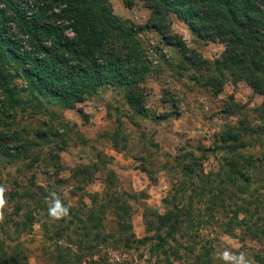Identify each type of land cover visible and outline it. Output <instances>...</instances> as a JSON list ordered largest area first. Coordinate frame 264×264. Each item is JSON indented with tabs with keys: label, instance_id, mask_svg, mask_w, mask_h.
Wrapping results in <instances>:
<instances>
[{
	"label": "rangeland",
	"instance_id": "374dc122",
	"mask_svg": "<svg viewBox=\"0 0 264 264\" xmlns=\"http://www.w3.org/2000/svg\"><path fill=\"white\" fill-rule=\"evenodd\" d=\"M134 1L129 9L124 0H110L117 16L144 25L150 12L141 0ZM170 20L173 33L211 67L209 71L194 70L182 62L177 48L165 46L156 33L142 34L153 61L146 80L145 116L130 109L125 92L118 88L99 90L75 110L17 104L14 128L22 138L35 143L43 124L56 133L49 134L40 148L32 147L27 159L5 156L0 150V185L5 187L8 201L6 219L0 223V243L13 246L18 241L28 264H56L59 247H68L64 256L73 259L69 264H78V258L85 264L97 259L110 264H189L174 259L169 229L158 232V218L152 217H171L176 212L190 227L174 232L176 241L187 249H179L180 255L198 245L209 250L215 264H225L218 257L225 250L248 258L263 251L249 237L240 240L225 235L220 225L232 219L242 205L251 214L264 210V182L253 181L256 194L251 199L249 194L243 197L237 192L240 181L233 184L230 175L233 158L240 154L263 161L256 177L264 179L260 170L264 166V97L244 82L231 79L222 92L206 87L210 80L222 81L215 61L220 60L223 45L199 40L186 21L175 16ZM181 63L186 69L178 68ZM232 131L241 138L224 142ZM240 146L244 148L232 150ZM51 193L70 209L63 221L49 215L46 197ZM93 200L100 229L85 236L75 216L85 220ZM102 206L110 207L106 214L99 213ZM114 208L128 215L121 211L116 215ZM189 212L191 217L186 215ZM123 221H129L128 225ZM16 222H26L31 231L16 232ZM155 231L167 238L169 246H155L161 245ZM97 232L100 238L94 240ZM128 236L150 237L152 242L128 247L120 241Z\"/></svg>",
	"mask_w": 264,
	"mask_h": 264
},
{
	"label": "trees",
	"instance_id": "16d2710c",
	"mask_svg": "<svg viewBox=\"0 0 264 264\" xmlns=\"http://www.w3.org/2000/svg\"><path fill=\"white\" fill-rule=\"evenodd\" d=\"M141 1L150 12L144 25H136L117 16L110 0H0V150L5 156L27 159L32 147L40 148L49 134H56L50 125L43 124L41 127L44 129L36 133L35 143L22 138L14 128L18 103L24 106L36 103L40 109L55 105L64 110H75L99 90L118 88L125 92L130 109L137 116H145L146 80L152 71L153 61L141 37L144 33L154 32L165 46L177 48L182 62L190 68L209 71L211 63L173 33L170 20L173 16L186 21L199 40L217 42L224 47L220 60L215 61V70L222 81L210 80L206 87L222 92L224 84L231 79L234 83L244 82L255 94L264 97V0ZM124 4L131 9L135 1L124 0ZM187 66L182 64L178 68L186 69ZM23 129L26 131L27 127ZM240 138L239 133L232 131L227 133L224 142H238ZM6 145L13 147L7 149ZM242 148L233 147L232 150ZM235 156L230 165L233 184L240 181L238 186L241 189L237 192H241L243 197L249 194L254 199L253 181L257 184L264 182L262 176L256 177L263 161L240 154ZM54 159L60 160L57 155ZM260 170L264 171V166ZM95 204L96 200H93V207L88 210L85 220L75 216L85 236L100 229V219L93 210ZM109 208L102 206L99 213L106 214ZM114 209L116 215L124 212L120 208ZM145 212L151 215L148 210ZM124 213L128 215L127 211ZM186 215L191 217L190 212ZM152 217L158 218V232L160 228L169 229L167 238L174 242L176 251L172 256L177 262L188 260L189 264H215L209 250L202 246L195 245L185 255L187 258L178 253L179 249H187L176 241L174 232L190 228L189 222L181 221L180 212L171 217H158L157 214H152ZM117 218L121 222L120 215ZM27 221L32 225L29 217ZM83 221L87 224L83 225ZM124 222L126 226L129 223ZM30 225L16 222L14 229L18 233H28L32 229ZM147 226L150 233L153 223H147ZM220 228L231 238L244 240L249 237L261 245L263 251L252 255L251 259L255 264H264V210L258 209L251 214L242 205ZM157 231L156 237L161 245L155 246H169L166 245L167 238H162ZM96 234L94 240L100 238V233ZM120 241L128 247L144 246L152 242V238L128 236L120 238ZM59 248L55 263L69 264L68 260L73 259L64 256L65 251H69L68 247ZM76 262L85 264L81 258ZM0 264H28L23 246L18 241L13 246L0 243ZM88 264L110 263L97 259Z\"/></svg>",
	"mask_w": 264,
	"mask_h": 264
},
{
	"label": "clouds",
	"instance_id": "9594fccd",
	"mask_svg": "<svg viewBox=\"0 0 264 264\" xmlns=\"http://www.w3.org/2000/svg\"><path fill=\"white\" fill-rule=\"evenodd\" d=\"M5 187L0 185V223L6 219L5 209L8 201L5 197ZM67 195V194H65ZM46 203L49 204L48 212L54 220H61L70 215L69 207L65 206L60 197L56 193H51L46 197ZM218 257L225 261V264H255L254 260L245 256L244 253L236 255L230 251L225 250L223 253H218Z\"/></svg>",
	"mask_w": 264,
	"mask_h": 264
}]
</instances>
